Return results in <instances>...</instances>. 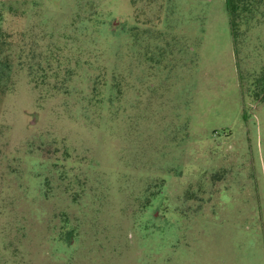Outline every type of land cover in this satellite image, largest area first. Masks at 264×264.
I'll use <instances>...</instances> for the list:
<instances>
[{
	"label": "rangeland",
	"instance_id": "1",
	"mask_svg": "<svg viewBox=\"0 0 264 264\" xmlns=\"http://www.w3.org/2000/svg\"><path fill=\"white\" fill-rule=\"evenodd\" d=\"M0 0V264H264V0Z\"/></svg>",
	"mask_w": 264,
	"mask_h": 264
},
{
	"label": "trees",
	"instance_id": "2",
	"mask_svg": "<svg viewBox=\"0 0 264 264\" xmlns=\"http://www.w3.org/2000/svg\"><path fill=\"white\" fill-rule=\"evenodd\" d=\"M240 1L237 0H227L228 12L231 17V26L232 29L239 27V24L242 21V13L244 9H240ZM247 82L249 84L248 92L254 97V101H263L264 100V68L255 75L248 77Z\"/></svg>",
	"mask_w": 264,
	"mask_h": 264
}]
</instances>
